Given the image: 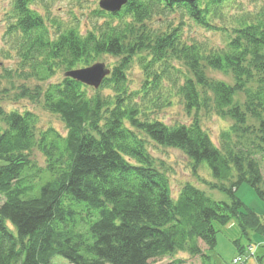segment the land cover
Returning <instances> with one entry per match:
<instances>
[{
	"label": "trees",
	"instance_id": "trees-1",
	"mask_svg": "<svg viewBox=\"0 0 264 264\" xmlns=\"http://www.w3.org/2000/svg\"><path fill=\"white\" fill-rule=\"evenodd\" d=\"M36 1L48 12L45 0H14L8 14L24 66L15 97L40 102L65 134L41 129L33 111L0 103V264H52L56 255L72 264H180L179 253L208 264L220 226L234 221L246 237L264 235L261 216L236 195L247 183L264 200V4L248 11L237 0H128L117 12L97 9L104 20L85 33L77 25L50 33L30 7ZM228 7L230 27L222 23ZM189 23L226 40L213 47L185 39ZM103 56L115 60L111 68L103 63L109 74L98 87L68 75ZM134 64L138 89L128 78ZM59 71L60 80L42 87ZM176 96L188 123L157 117ZM211 114L231 122L219 145L201 124ZM150 143L182 151L197 177L206 162L214 180L203 183L228 201L190 181L173 195ZM233 244L244 254L238 239Z\"/></svg>",
	"mask_w": 264,
	"mask_h": 264
},
{
	"label": "rangeland",
	"instance_id": "rangeland-1",
	"mask_svg": "<svg viewBox=\"0 0 264 264\" xmlns=\"http://www.w3.org/2000/svg\"><path fill=\"white\" fill-rule=\"evenodd\" d=\"M14 0H0V103L5 109H15L18 111L30 110L37 114L39 122L38 125L41 129L53 127L62 135L65 134V128L60 119L49 111L42 108L40 102H33L28 98L16 99L17 93L16 86L21 84L22 79L17 76L21 71V59L16 50V37L15 34L7 33V24L9 23L8 14L12 11ZM102 0H45L46 10L36 1L30 5L31 8L36 9L41 15L46 18L45 23L49 28L50 33L55 31L56 27L60 28L77 25L81 33H85L91 29L93 25L101 23L104 19L98 17L97 9L103 10L99 4ZM240 1V2H239ZM240 3V4H239ZM264 4V0H237V8L248 11H253L256 7ZM233 7L226 8L225 13H230L229 16L222 21L224 26H232L229 21L234 15ZM174 21L178 19L175 13L172 15ZM157 21L161 19L156 17ZM54 21V23H52ZM188 22V21H187ZM221 22V21H220ZM220 22L216 21L217 25ZM153 26L158 27L159 24L153 21ZM195 39L205 41L208 46L221 47L226 37L222 33L209 31L199 26H194L189 23L183 28V38ZM102 62L107 68H111V64L115 58L111 56H103ZM96 63V62H95ZM94 63V64H95ZM92 65V64H91ZM180 67V64H176ZM182 68V66L180 67ZM210 75L225 81H230V78L218 71H208ZM63 76V72L59 71L45 83L56 82ZM130 86L132 89H138L142 78L140 68L134 64L128 73ZM36 80H30L29 84L33 86ZM171 106L165 107L158 112V118L165 123L172 124L174 122L188 123L190 121L189 115L184 111V105L178 97L173 98ZM231 122L228 119H222L215 114L209 116L201 115L202 127L208 132L211 140L219 145V134L227 128ZM149 153L161 164V167L167 171L171 192L173 195L177 194L180 186L186 182L195 185L199 189L215 200L228 201L226 194L218 190H210V188L203 182L213 181V177L206 162H202L197 170L198 177L193 174L190 169L188 158L179 149L172 147L158 146L150 143L148 146ZM35 157L39 165H44V158L40 153L35 152ZM261 169L264 173V160L260 163ZM205 180V181H204ZM236 195L243 201V203L256 211L264 222V200L256 195L255 190L247 183H242ZM2 199H0V202ZM238 239L240 244L245 248L244 254H240L236 249L233 241ZM251 246L250 253L248 248ZM201 247L206 249V246L201 243ZM209 258L206 260L208 264H259L257 257L263 258L264 263V235H260L249 231L246 236L242 235L238 225L232 221L225 226H220L216 235V245L212 250L206 251ZM177 258L182 260L180 264H202L199 256H190L186 253H179ZM169 259L164 258L155 264H171ZM52 264H72L62 256L56 255L52 258Z\"/></svg>",
	"mask_w": 264,
	"mask_h": 264
},
{
	"label": "water",
	"instance_id": "water-1",
	"mask_svg": "<svg viewBox=\"0 0 264 264\" xmlns=\"http://www.w3.org/2000/svg\"><path fill=\"white\" fill-rule=\"evenodd\" d=\"M194 1V0H189ZM127 3V0H102L99 6L108 12H117ZM109 74L103 63H96L92 66L72 70L68 75L84 84L98 87L103 78Z\"/></svg>",
	"mask_w": 264,
	"mask_h": 264
}]
</instances>
